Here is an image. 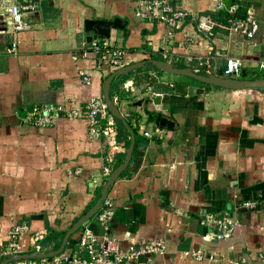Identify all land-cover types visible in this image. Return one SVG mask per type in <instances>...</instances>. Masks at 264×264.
Wrapping results in <instances>:
<instances>
[{"label":"crops","instance_id":"obj_1","mask_svg":"<svg viewBox=\"0 0 264 264\" xmlns=\"http://www.w3.org/2000/svg\"><path fill=\"white\" fill-rule=\"evenodd\" d=\"M32 1L24 11L29 27L16 32L6 7L25 0H0V244H8L15 225H27L17 237V254L47 252L54 244H43L48 230H67L83 215L127 144L121 137V147L114 150L104 132L93 133L87 102L104 99V82L118 68L100 64L90 48L94 33L85 30L87 19L126 21L108 38L124 49L123 66L160 59L219 74L232 57L251 77L264 71V0H238L230 9L222 0H168L187 12L172 30L142 18L134 0ZM250 12L259 25L253 38L238 30ZM202 17L210 19L211 32L199 28ZM147 67L115 77L111 85L112 99L137 131L138 148L110 189L114 213L108 228L98 212L73 235L66 251H77L89 228L98 238L97 249L102 241L127 252L162 240L163 251L145 258L146 264H264V89L216 88ZM140 74L204 92L182 96L157 83L149 93L137 94L143 86L133 91V79ZM153 94L162 95L161 103L151 102L143 112L140 101ZM207 94L213 95L208 101ZM36 106L49 107L46 126L27 117ZM217 108L225 110L216 114ZM21 110L27 111L25 117ZM158 118L167 124L158 126ZM98 120L102 130L114 122L120 132L107 106ZM246 202L253 205L245 207ZM223 215L232 218L234 231L220 240L213 219ZM197 251L202 259L193 255ZM51 258L21 261L54 264Z\"/></svg>","mask_w":264,"mask_h":264},{"label":"built area","instance_id":"obj_2","mask_svg":"<svg viewBox=\"0 0 264 264\" xmlns=\"http://www.w3.org/2000/svg\"><path fill=\"white\" fill-rule=\"evenodd\" d=\"M138 6V13L142 18L148 20H154L165 24L167 27L172 28L179 26L178 24L187 16V12L183 9H177L171 5L168 0H134ZM32 0H25V4L20 5H9L6 7L8 14L11 17V22L14 26L16 32L23 31L29 26L25 21V12L31 9L34 4ZM199 28L211 32L212 23L209 18L202 17L198 23ZM238 30L241 34L253 38L259 28L257 22L254 21L253 15L250 12L248 19L238 26ZM170 30V33L173 32ZM16 47V42L13 43V48ZM90 48L98 55V59L101 65L114 66L119 68L123 66V59L125 55L124 49L121 47L113 46L108 39H94L90 42ZM260 67L264 69V63L260 64ZM243 71V64L238 58H227L226 67L223 71V75L227 77H238ZM85 81H89V77H84ZM88 114L91 118V123L93 125V133L99 135L104 132L112 144V148L117 150L121 147V143L118 140L119 132L114 127V122H110L106 128L103 130L100 126V121L98 116L103 115L106 109V104L103 99L93 98L88 100ZM48 106H36L30 113L27 114L29 120L36 126H46L49 123L47 117V111H49ZM59 110H64L63 107ZM75 109L70 110L74 111ZM144 134L146 136H151L152 133L149 130H145ZM252 202H246L245 207H251ZM113 202L108 197L103 200L102 207L99 210L98 218L106 224V229L108 228L107 223L111 219L113 211ZM214 223L217 225V238L224 240L230 238L234 231V222L229 215H223L217 219H213ZM21 228L17 227L11 233V247L17 246L14 242L18 234L21 232ZM84 233L81 234L78 241V250L65 251L54 257H52V263L56 264H146L147 260L150 259L153 252L161 253L163 251V241L158 240L151 245L140 246V248L132 249L127 252L119 250V248L108 245L101 242L102 246L100 249L95 247V243L99 242L96 234L93 230L86 228ZM9 247L6 251L0 254L10 253ZM15 250V249H14ZM88 252V257L82 256V251ZM193 255L198 259H202L204 254L202 252H193ZM144 257V258H143ZM261 260L264 261V253L261 254ZM143 258V259H142ZM17 264H34L32 262L26 263L25 261H18Z\"/></svg>","mask_w":264,"mask_h":264},{"label":"water","instance_id":"obj_3","mask_svg":"<svg viewBox=\"0 0 264 264\" xmlns=\"http://www.w3.org/2000/svg\"><path fill=\"white\" fill-rule=\"evenodd\" d=\"M239 2L238 0H222L223 4H226L227 9H230L234 2ZM126 25V21L121 18H115L114 20H101V19H87L85 21V30L92 31L94 33L90 42L94 39L98 38H110L111 29L112 28H120L123 29ZM147 67L148 70L153 67L157 70H161L167 73H172L180 76H186L193 78L199 82L211 84L214 86L230 89V90H242V89H261L264 88V77H258L255 79L251 78H239V77H227L223 74H215L213 71L207 73H198L196 69L191 67H177L172 62L160 59H148L143 60L141 62H136L133 64H129L123 67L116 69L104 82L103 88V96L104 101L108 109L113 113L116 118H119L123 121L124 127L130 132V144L126 149V155L124 161L120 163L110 174L109 179L105 183L102 194L94 204L92 208H90L86 213L81 215L77 221H75L72 226L68 229L65 234L61 246L56 250H51L48 252H35V253H21V254H13L9 258L0 262V264H8L12 261H18L23 259H29L33 257L37 258H51L54 257L66 248L70 238L73 234H75L81 226H83L86 222H88L94 215H96L102 207L103 200H105L108 195L110 189L113 187L115 182L120 178L121 173L127 169L131 158L134 154L135 144H136V136L132 127L129 125L125 116L121 112V109L117 104H115L114 100L111 97V85L112 81L115 77L120 80L123 76H128L133 73L134 70ZM161 86L172 87L173 90L182 96L186 95H197L204 92V89L197 86H189L186 84H172L171 82H159L158 78L152 77L149 74H140L134 76L133 79V91L136 90L138 86H143L137 91V94L142 93L146 94L155 89L156 84ZM145 101V102H144ZM162 101V95L153 94L149 96H144V98L140 101L139 105L143 106V112L148 111L149 104L152 102L153 104H160ZM145 103V105H144ZM24 113V116L27 114V111H20V114ZM154 118L151 117L150 121H153ZM136 123L139 122V118L135 120ZM158 126H165L167 124L165 119L158 118L157 119ZM169 128H172V124L168 125ZM144 156V150H140L137 152L138 163H141L142 157Z\"/></svg>","mask_w":264,"mask_h":264},{"label":"trees","instance_id":"obj_4","mask_svg":"<svg viewBox=\"0 0 264 264\" xmlns=\"http://www.w3.org/2000/svg\"><path fill=\"white\" fill-rule=\"evenodd\" d=\"M226 67V66H225ZM198 73H207V72H209V70L208 69H204V68H201L199 71H197ZM258 77H264V74L263 75H261V74H257V75H254L253 77H251V79H255V78H258ZM262 89H264V88H261V90ZM260 90V89H259ZM103 102L105 103V101H104V99H103ZM117 119V123H118V125H119V127H120V132H119V134H118V140H119V142H120V139H121V137H127V144H126V146H125V148H124V150H122L121 152H117L116 153V161H115V164H114V168H116L120 163H122L123 161H124V158H125V155H126V149H127V147L129 146V144H130V132L124 127V124H123V121L121 120V119H119V118H116ZM134 132H135V136H136V144H135V149H137L138 148V145H137V139H138V136H137V131L136 130H134ZM127 170V169H126ZM126 170H124L122 173H121V176L123 175V173L126 171ZM120 176V177H121ZM109 177H110V175H109ZM108 177V178H109ZM107 181V180H106ZM102 190H103V187L101 186V188L97 191V193H96V195H95V197H94V199L92 200V202L88 205V207L86 208V210L84 211V213H86L90 208H92L93 206H94V204L96 203V201L98 200V198L101 196V194H102ZM110 192V191H109ZM83 213V214H84ZM94 217H95V215L90 219V220H92V219H94ZM79 218V217H78ZM78 218H76L74 221H73V223L75 222V221H77L78 220ZM72 223V224H73ZM72 224L70 225V227L72 226ZM69 227V228H70ZM68 228V229H69ZM83 228V226H81L80 227V229L77 231V232H79L81 229ZM68 229L67 230H64V231H62V232H55L54 230H48V234H47V236L46 237H44V239L42 240L43 241V244L44 243H54V244H52V246H51V248L49 249V250H46L47 252L48 251H51V250H56V249H58L60 246H61V244H62V240H63V238H64V236H65V234L67 233V231H68ZM76 232V233H77ZM74 235V234H73ZM73 235H72V237H73ZM71 237V238H72ZM71 238H70V240H69V242H68V244H67V246H66V248H65V251L68 249V245H69V243L71 242ZM54 241V242H53ZM46 246V245H45ZM48 246V245H47ZM35 251H32V252H30V253H34ZM8 257H10V256H8ZM7 258V257H6ZM36 258V257H35ZM52 259V258H51ZM19 261H21V260H19Z\"/></svg>","mask_w":264,"mask_h":264},{"label":"rangeland","instance_id":"obj_5","mask_svg":"<svg viewBox=\"0 0 264 264\" xmlns=\"http://www.w3.org/2000/svg\"><path fill=\"white\" fill-rule=\"evenodd\" d=\"M255 74L254 75H257V74H261V75H263L264 74V71H256V72H254ZM219 74L221 75V74H223V72H220L219 71ZM218 74V75H219ZM251 73H249V72H247V71H245V72H243L241 75H240V77L239 78H251ZM209 87V86H208ZM216 88H222V87H218V86H215ZM215 87H209V88H215ZM258 90V89H257ZM263 90V89H262ZM234 91H239V90H234ZM247 91V89L246 90H244V89H242L240 92H246ZM261 92H264V91H261ZM208 97L209 98H211V97H213V95L211 96H209V94H207V101H208ZM217 101H219V100H217ZM212 109H210V110H207V111H211ZM223 110H225V109H220V108H217V109H213V112L214 113H216V114H222V111ZM209 113V112H208ZM251 114V112H248V115H250ZM27 226V225H26ZM25 226V224H17V225H15L14 226V228L11 230V232H13L17 227H20L22 230H20V231H23V230H25V229H27V227ZM10 236H11V233H10ZM18 236H19V234H18ZM17 236V237H18ZM12 241H13V239H10L9 240V242H8V244L7 245H4V244H0V253L1 252H4V251H6L9 247H11V243H12ZM14 242L17 244V246H15V247H11V249L9 250L10 251V253H8V254H0V262L1 261H3V260H5V259H7V258H9L8 256H12L13 254H17V252H19V250H20V245H19V241H18V238H15V240H14ZM15 249V250H14ZM19 254V253H18ZM7 257V258H6ZM17 262L18 261H12V262H10V263H8V264H17Z\"/></svg>","mask_w":264,"mask_h":264},{"label":"flooded vegetation","instance_id":"obj_6","mask_svg":"<svg viewBox=\"0 0 264 264\" xmlns=\"http://www.w3.org/2000/svg\"><path fill=\"white\" fill-rule=\"evenodd\" d=\"M210 72V71H209Z\"/></svg>","mask_w":264,"mask_h":264}]
</instances>
